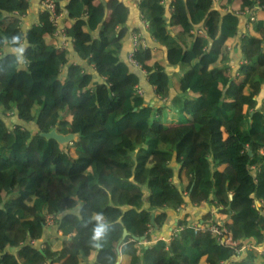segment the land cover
I'll return each instance as SVG.
<instances>
[{
    "label": "trees",
    "instance_id": "16d2710c",
    "mask_svg": "<svg viewBox=\"0 0 264 264\" xmlns=\"http://www.w3.org/2000/svg\"><path fill=\"white\" fill-rule=\"evenodd\" d=\"M218 1L232 11L217 27L204 0H139L150 36L180 70L168 76L165 63L138 48L145 78L128 52L122 56L129 7L121 0H56L71 20L72 51L94 73L58 47L49 10L25 30L31 2L0 0V264H264L255 247L237 252L241 243L264 241L263 208L255 204L264 199V0L240 36L235 11L256 0ZM201 24L207 35L195 33ZM233 43L243 58L235 74L220 54ZM142 85L168 99L174 115L165 102L147 103ZM52 129L78 137L62 145L41 136ZM202 203L231 217L242 207L235 219L207 215L240 245L195 232L188 213L169 240L143 244L160 236L168 210ZM50 215L57 233L44 238Z\"/></svg>",
    "mask_w": 264,
    "mask_h": 264
},
{
    "label": "crops",
    "instance_id": "0c3cea01",
    "mask_svg": "<svg viewBox=\"0 0 264 264\" xmlns=\"http://www.w3.org/2000/svg\"><path fill=\"white\" fill-rule=\"evenodd\" d=\"M31 2V8L28 10L27 15L25 16V18L23 19V29H28L30 28L34 23L38 22V17H39V13L42 10V3L43 0H29ZM123 3H125L128 7H129V19L128 22L126 24L127 30L128 31V35L127 37H125V39L123 40V52H122V56L124 57L126 52L129 51L130 47H131V39H130V34L131 32H133L134 30H139L144 36H146L147 40H148V44H149V50H150V62H154L155 60H159L162 63H165V69L167 72V75L172 77L174 74L178 73L179 70V66H172L170 67L168 61H167V55L165 53V49L163 47H160V45L157 44V42H155V39H153V37L150 36L148 30H147V26L146 23L141 19L140 16V12H139V8H138V4H139V0H121ZM169 0H166L165 4H169L168 2ZM167 16L169 17L168 19H172L171 14L167 13ZM59 24V28L60 29H66V25L71 24V20L68 19V16L66 14V12L62 11V15L58 21ZM202 25V24H201ZM200 26V25H199ZM172 29V28H171ZM176 29V27H175ZM178 29V27H177ZM176 29V30H177ZM252 29V28H251ZM250 29V31H251ZM176 30H172L174 32H176ZM52 38L54 40H56L57 45L59 44V41L62 39L60 36L56 35L55 33L53 34ZM238 39V38H237ZM70 41L69 44V51H71V63H81L88 71L91 72H95V69L93 66H88L85 62H82L72 51L73 50V42ZM239 44V43H237ZM26 43H23V47H21V50H19V55L22 59L23 54L27 48ZM161 48V49H160ZM23 53V54H22ZM220 54L224 55V56H228L230 57V63H229V67H228V72H231L233 74L236 73V64L237 61H239L240 59V50L235 46V43L233 44H226L225 46L221 47L220 49ZM67 68V67H66ZM65 68V69H66ZM134 70L139 71L142 75H145L143 73V71H140L139 69L133 68ZM94 78L96 80H102L101 76H97L95 74ZM146 78V76H145ZM143 88V90L145 91V95H146V102L149 104H153V105H159L162 104L163 102H165L168 108V112L169 114H172L173 112H175L174 108H172L171 104H169V100L165 99L163 101H161L159 99V97H157L153 91L152 87H146L144 85L141 86ZM153 94V95H152ZM172 95H175L174 93H172ZM262 100L260 101L261 104L264 102V88L262 90L261 96L259 97ZM174 115V113L172 114V116ZM18 116L17 113H15L14 115H10L8 116L5 121L7 123V126L9 127L11 123H16ZM172 165L178 169V165L175 162H172ZM174 181L176 183L179 182L178 180V174L176 173L175 179ZM146 194H148L149 189L146 188L145 189ZM242 207H238V209L234 210V213L232 215V217L235 219L238 215L239 212L242 211L241 209ZM219 208L208 204V203H202L199 205H187V207L185 209H180V210H168V218H167V222L165 224V226L163 227V230L160 234V236H155L152 235V240L148 241V244H146L147 246H149L150 244H153L156 239H158L159 237L162 239H169L171 237V231L172 228L176 225V223L178 222L179 218L184 217V214L188 213L190 215V221L191 222H195V221H202L203 220H207L209 221L211 219H222V220H226V219H231L232 217L229 214H222L219 212ZM210 214L211 216L208 218L207 215ZM254 222L258 221V219L254 218L252 219ZM259 220L261 222L264 221V210L262 212V216L259 217ZM57 233V228L51 224L48 226V228L44 231V238L46 237V235L48 234H56ZM76 240V238H75ZM253 243H255L254 240H252ZM256 244V243H255ZM259 246H264V241L259 244ZM10 250H12V252H15L17 250H14V248H11ZM228 264V263H226Z\"/></svg>",
    "mask_w": 264,
    "mask_h": 264
},
{
    "label": "built area",
    "instance_id": "2783aa9c",
    "mask_svg": "<svg viewBox=\"0 0 264 264\" xmlns=\"http://www.w3.org/2000/svg\"><path fill=\"white\" fill-rule=\"evenodd\" d=\"M213 2L218 4L219 1L215 0ZM218 7H219L221 12L232 11L230 8L229 9H221L219 5H218ZM258 8H259V4H258V0H256L253 7L246 8L245 10H236L235 11V13L237 15H240L241 19L243 20L242 21L243 24L240 28L239 36H240V34L246 32V31H250V29L252 28L251 22L255 19L253 12ZM44 10L50 11L51 19L53 20L54 25L56 26L54 33L62 38L59 41L58 47L61 48L62 50H69V44H70L69 40H71V42H73V39L67 35L66 30L59 28L58 21L62 15V12L59 13L56 10V0H43L41 11H44ZM23 18H25V17H23ZM146 26H147V24H146ZM195 33H197L198 35H207V30L202 24L201 26H197L195 28ZM130 39H131V47L127 53L128 61L131 64H133L134 66H136L138 69L143 71L141 68V65L135 60L134 55H135L136 50L138 48H149L147 38L139 30H134L130 34ZM242 60H243V58H242V54H241L240 63H242ZM143 73H145V71H143ZM139 93L141 95H144V91L142 89L139 90ZM262 104L264 106V102ZM255 204L258 205L260 208H263V210H264V199H256ZM186 207H187V205H183V207L180 209L183 210ZM182 218L183 217H181L179 219H182ZM203 222H204V220H203ZM203 222L202 221L191 222L195 227V232L201 231L204 233H208L209 235H213L216 238V241L220 244H223V245L233 246L234 248H236L237 245H240L241 241L235 240L233 238V234L231 233V231L228 228H226L223 225V223L212 222V220H209L206 223H203ZM51 224H53V216L50 215L47 217V226H49ZM177 225H178V222L172 228L171 236L173 234H176L178 230H183L185 228L184 224H182L180 226H177ZM169 239H167V240H169ZM28 243H31V244H34V245H37L38 247H40L42 245V240L29 241ZM143 244H148V241H144ZM241 244H242V246H241V248L237 249V252H243L244 253L248 248H250L252 246V247H255L259 251L260 254L264 255V246H258V245L256 246V245H253L250 243H246V244L241 243ZM242 254L234 255L235 260L239 261L241 259ZM226 263L230 264L229 262H226ZM226 263L223 262L222 264H226Z\"/></svg>",
    "mask_w": 264,
    "mask_h": 264
},
{
    "label": "water",
    "instance_id": "95a60500",
    "mask_svg": "<svg viewBox=\"0 0 264 264\" xmlns=\"http://www.w3.org/2000/svg\"><path fill=\"white\" fill-rule=\"evenodd\" d=\"M41 136L47 138V139H54L56 140L58 143L62 144V145H68L69 143H72L73 141H75V139L78 137L77 134L71 133V134H60L57 132L56 129H52L50 132H42ZM154 222V215L152 216V223ZM129 233L127 232V230L125 229L123 231V235L121 240L118 243V248L120 247L122 241L127 237ZM136 240L138 239H144V237L138 238L135 237Z\"/></svg>",
    "mask_w": 264,
    "mask_h": 264
},
{
    "label": "rangeland",
    "instance_id": "374dc122",
    "mask_svg": "<svg viewBox=\"0 0 264 264\" xmlns=\"http://www.w3.org/2000/svg\"><path fill=\"white\" fill-rule=\"evenodd\" d=\"M204 2H207V3H209V5H208V9H209V11H211V13L212 14H214L215 16H216V19H215V21H216V25H217V27H218V25H219V19H217V18H219V16L221 15V11H220V9H219V7H218V4H216V3H214L213 1H210V0H204ZM171 20H173V19H171ZM169 22H170V20H169ZM170 23H172V22H170ZM175 27H176V29H177V25H172L171 24V27L170 28H172V30H176L175 29ZM128 31L129 30H127L126 29V31H125V34H124V39H125V37H127V35H128ZM148 41V40H147ZM170 67H172V66H174L173 64H170L169 65ZM145 74V73H144ZM142 76H146V75H142ZM142 90H143V88H142ZM144 91V90H143ZM230 93H232V91L230 90ZM153 95V94H152ZM144 96H145V98H146V95H145V91H144ZM161 101H162V99H161ZM25 243V241H21L20 242V244L21 245H23ZM14 250H16V248H14Z\"/></svg>",
    "mask_w": 264,
    "mask_h": 264
}]
</instances>
